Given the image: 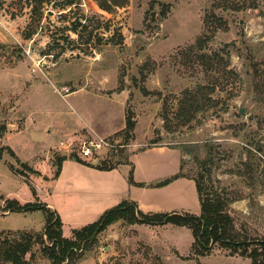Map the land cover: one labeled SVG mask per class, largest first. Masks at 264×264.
Instances as JSON below:
<instances>
[{
  "label": "rangeland",
  "instance_id": "rangeland-1",
  "mask_svg": "<svg viewBox=\"0 0 264 264\" xmlns=\"http://www.w3.org/2000/svg\"><path fill=\"white\" fill-rule=\"evenodd\" d=\"M106 1L0 0V240L42 232V210L8 202L64 207L56 159L84 160L82 142L99 139L105 166L180 150L235 231L263 240L264 0ZM98 218L64 223V237ZM193 241L187 228L119 220L76 264H250L218 245L196 256ZM24 260L50 264L38 245Z\"/></svg>",
  "mask_w": 264,
  "mask_h": 264
},
{
  "label": "trees",
  "instance_id": "trees-1",
  "mask_svg": "<svg viewBox=\"0 0 264 264\" xmlns=\"http://www.w3.org/2000/svg\"><path fill=\"white\" fill-rule=\"evenodd\" d=\"M99 7L105 11L109 10L106 0H96ZM38 2L36 4H40ZM37 13V12H35ZM191 104L197 105L194 98ZM192 106V105H190ZM5 127L0 126V136L4 133ZM2 148H0V151ZM8 153H14L8 149ZM191 148L184 151V155L190 154ZM15 157V156H14ZM71 159L80 162L76 154L56 159L58 176L60 165L63 160ZM105 161L96 163L93 167L99 170H110L114 165L105 166ZM23 166V165H21ZM178 178H189L195 182L200 205L198 216L189 213H148L140 212L132 202L122 201L117 206L105 211L97 221L83 226L80 229L72 230L69 237H64L62 233V223L55 212H51L41 203H25L19 205L16 201L8 202L6 210L27 211L40 209L45 214V224L41 233L15 232L12 238H2L0 240V264H28L25 255L31 251L34 245H38L41 254L49 260L50 264H76L82 259L85 248L96 239V236L104 231L109 225L123 220L130 224H150L164 225L170 224L176 227L187 228L193 236L192 251L196 256L207 255L213 245L229 250V254L240 255L250 260V264H264V239L257 241L241 236L235 231L233 218L226 212L225 203L207 194L202 179L189 177L182 172L154 184V187L167 185ZM127 181L134 184L132 171H130ZM141 186V185H136ZM32 256V255H31ZM30 256V258H32Z\"/></svg>",
  "mask_w": 264,
  "mask_h": 264
},
{
  "label": "crops",
  "instance_id": "crops-1",
  "mask_svg": "<svg viewBox=\"0 0 264 264\" xmlns=\"http://www.w3.org/2000/svg\"><path fill=\"white\" fill-rule=\"evenodd\" d=\"M63 156L68 155H59ZM91 159L79 158L80 162L63 160L59 174L53 180L56 182L53 192L59 198H63L65 193L67 202L62 203L65 206L60 209L54 204L46 207L53 209V212L58 211L62 228L66 222L96 220L122 201L134 203L144 214L181 212L199 215V199L192 179L178 178L161 187L153 186L179 173L182 160L180 150L168 146H151L133 151L127 163L114 165L110 170L93 167ZM130 171L134 182L132 185L127 181ZM72 197L74 200L69 201Z\"/></svg>",
  "mask_w": 264,
  "mask_h": 264
},
{
  "label": "built area",
  "instance_id": "built-area-1",
  "mask_svg": "<svg viewBox=\"0 0 264 264\" xmlns=\"http://www.w3.org/2000/svg\"><path fill=\"white\" fill-rule=\"evenodd\" d=\"M108 144L103 141V139L96 140H89L82 142L81 147L79 149V154L84 159L93 158V153H96L100 148L103 146H107ZM91 161H97V158L91 159Z\"/></svg>",
  "mask_w": 264,
  "mask_h": 264
},
{
  "label": "water",
  "instance_id": "water-1",
  "mask_svg": "<svg viewBox=\"0 0 264 264\" xmlns=\"http://www.w3.org/2000/svg\"><path fill=\"white\" fill-rule=\"evenodd\" d=\"M240 113H242V111H240ZM97 163V161H93V164L95 165Z\"/></svg>",
  "mask_w": 264,
  "mask_h": 264
}]
</instances>
